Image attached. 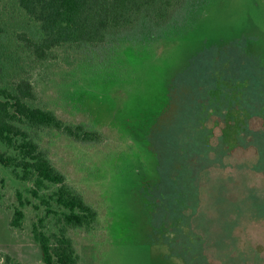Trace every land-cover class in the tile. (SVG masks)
Here are the masks:
<instances>
[{
	"label": "rangeland",
	"instance_id": "obj_1",
	"mask_svg": "<svg viewBox=\"0 0 264 264\" xmlns=\"http://www.w3.org/2000/svg\"><path fill=\"white\" fill-rule=\"evenodd\" d=\"M137 34L138 38H143L141 30ZM156 34L159 39L165 35V41L181 40V44L170 50L160 46V42H152L144 48L120 45L113 55L124 63L123 71L113 78L115 70L111 66H96L93 68L96 76L86 80L81 90L76 89L72 69H56L48 76L46 70L31 66L25 52L15 44H5L6 49L0 55V63L4 64L0 86L10 87L17 80L30 79L37 83L42 106L53 110L65 123L80 125L100 135L98 141L83 143L54 130L34 132L54 166L98 211V222L92 229L68 232L79 255V264H184L183 259L176 258L180 253L179 242L172 245L167 242L173 239L175 228L187 234L191 225L195 227L193 231L200 234L195 240L200 242L202 250L199 253L190 250L194 256L185 255L187 260L191 257L192 262L201 254L206 264H264V174L253 169L258 157L255 148L239 146L236 137L245 122L253 131L264 129V118L252 117L242 110L238 92L232 93L235 105L222 121L212 116L211 111L207 112L203 124L210 130L208 141L212 145L221 140L226 143L227 154L222 159L225 166L211 168L203 175L199 204L187 211L190 212L187 226L175 224L171 226L173 229L167 228L164 236L147 228L146 213L151 209L144 210L133 192L137 176L132 170H137L138 177L144 171L146 177L153 169V156L145 145L141 129L136 128L134 134L139 138L137 136L138 140L129 145L121 119L127 115L121 108L129 106L128 100L133 99L127 115L134 120L127 130L130 136L135 124H141L146 130L148 125L143 123L151 121L161 108H165L161 118L171 121L165 125L167 132L183 126L191 114L188 101L179 109L166 108L158 102L169 90L172 75L176 73L183 75L179 84L187 96L189 59L207 42H222L217 52L232 55L230 66L237 67L238 59H243V69L248 75L252 71L257 75L259 70L264 75V0H194ZM233 38L241 39L240 44L244 41L246 46L242 48L233 40L234 49L229 51L226 47L229 45L222 44ZM255 56L259 59L258 69L250 62ZM213 67L203 66L201 74H207ZM221 68H226V64ZM244 79L237 83L238 88L246 86L248 81ZM216 81L220 87L230 90V84L220 78V74ZM146 105H153L151 113H139V108ZM120 110L124 113L120 114ZM123 153L128 160L127 171ZM29 187L0 165V252L23 264H43L32 227L39 219H44L41 227L50 231L52 219L45 218L44 208L28 193ZM17 194L25 203L21 208ZM15 209H21L24 215L20 228L10 226ZM178 239L190 243V238ZM200 261L203 264L202 259Z\"/></svg>",
	"mask_w": 264,
	"mask_h": 264
},
{
	"label": "trees",
	"instance_id": "obj_2",
	"mask_svg": "<svg viewBox=\"0 0 264 264\" xmlns=\"http://www.w3.org/2000/svg\"><path fill=\"white\" fill-rule=\"evenodd\" d=\"M191 1L194 0H0V55L6 49L5 44H15L25 52L31 66L46 70L48 76L56 69H72L70 75L77 85L76 89L81 90L86 80L96 76L93 71L96 66H111L115 70L113 78L123 71L124 63L113 55L120 45L144 48L152 42H160L163 48H177L181 40L165 41V35L159 39V34L155 35V32L169 26L177 12ZM139 30L143 38H138ZM233 40L237 39H229L222 45L227 43L229 46L226 47L233 51ZM239 41L236 45L244 48L246 43L242 41L240 44ZM221 43L207 42L189 59L190 72L187 76L190 86L186 97V90L180 87L183 75L176 73L172 75L169 90L158 102L163 107L179 109L182 103L188 101L191 114L180 128L169 133L165 130V125L171 121L161 118L165 110L161 108L151 121L143 123L149 128L145 130L141 124H135L130 136L127 130L134 120L127 115L133 99L128 100L129 106L121 108L127 112L121 119L125 135L130 139L129 145L138 136L134 134L136 128L141 129L145 145L153 156V169L146 177L144 171L138 177L137 170H132L137 176L133 192L144 210L151 209L146 213L147 228L163 236L167 228L187 224L190 215L187 211L199 204L203 175L211 168L225 166L222 159L227 154L226 143L222 140L216 145L209 143L210 130L203 124L207 112L211 111L212 116L222 121L235 105L232 93L238 92L239 107L252 117L264 118V75L262 70L257 75L252 71L254 67L259 68V59L256 56L257 59L251 58L254 67L248 75L243 69L245 60L238 59L237 67H232L229 64L233 60L232 55L226 51L224 55L217 52ZM223 64L226 68L220 69ZM211 65L214 67L202 75L201 68ZM2 66L4 64L0 63V79L4 72ZM149 70L151 73L152 68ZM218 74L230 84V90L216 84ZM241 74L247 78L244 79ZM243 79L248 81L246 86L238 88L237 83ZM42 103L37 83L30 79L17 80L10 87L0 86V165L9 169L16 180L30 185L28 193L44 208L45 218L52 219L53 229L50 231L41 227L44 219H39L38 224L32 227L43 264H79V255L68 232L71 229H92L98 222V211L54 166L34 132L54 130L83 143L98 141L100 135L80 125L65 123ZM152 106L137 107L136 110L147 114L151 113ZM121 110L119 113L123 114ZM241 127L236 135L237 144L243 148L249 145L255 148L258 157L253 169L264 174V129L253 131L247 122ZM125 153L122 154L124 165L128 162ZM125 166L127 171L128 163ZM17 199L20 208L23 207L25 203L20 194H17ZM23 217L21 209H15L10 226L20 228ZM190 228L187 234H183L181 228H175L174 237L167 244L179 242L180 253L176 258L183 259L184 264H200L201 259L206 264L201 254L192 262L191 257L188 260L185 257L194 256L195 250V253L202 250L200 242L195 240L200 234L193 231L195 227L192 225ZM193 236L196 237L193 239ZM178 238H190V243L181 242ZM0 264L23 263L0 252Z\"/></svg>",
	"mask_w": 264,
	"mask_h": 264
}]
</instances>
